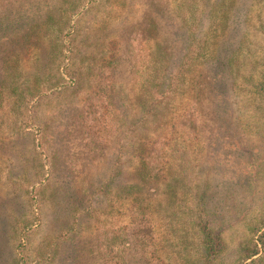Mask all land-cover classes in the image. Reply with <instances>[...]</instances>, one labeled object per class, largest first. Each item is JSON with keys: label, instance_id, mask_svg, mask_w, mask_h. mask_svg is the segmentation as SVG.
Segmentation results:
<instances>
[{"label": "rangeland", "instance_id": "obj_1", "mask_svg": "<svg viewBox=\"0 0 264 264\" xmlns=\"http://www.w3.org/2000/svg\"><path fill=\"white\" fill-rule=\"evenodd\" d=\"M15 1L12 13L0 5V48L1 56L4 55L0 58V82L7 77L34 82L37 72L40 76L48 72L57 75L58 63L54 64L50 55L53 47L40 32L47 31L50 18L61 16L64 7L78 6V1ZM173 1L171 8L164 11L153 7L151 0H127L128 11L115 23L96 14L79 23L74 69L87 73L91 82L39 108L38 122L45 127L49 145L50 178L40 200L42 210L38 217L42 221L30 228L27 243L19 250L24 264H102L98 241L118 203V194L129 197L119 189L134 178L135 159L130 147L144 139L148 128L144 123L146 111L136 98L138 87L132 81L128 60L124 62L122 57L127 52V41L139 30L144 31L153 48L160 46L161 52L172 56V70L187 51L185 22L178 16V4L189 1L196 12L201 11L203 23L197 37L202 38L223 3ZM226 18L217 59L210 65V76L217 77L216 99L226 107L220 111L213 105L219 111L212 107L205 118L207 123L189 136L179 132L177 141L170 143L167 180L155 197L160 257L158 261L145 259L132 247L127 264H241L248 249L258 241L264 220V102L260 103L250 91L246 76H258L264 62L260 32L264 25V0H237ZM23 33L43 38L26 43L20 37ZM116 60L121 62L113 77L119 136L103 149L90 151L82 140L79 106L94 85L95 66ZM7 62L13 65L9 73L4 68ZM14 67L16 75H11ZM236 69L240 79L235 77ZM6 137L2 159L9 178L0 184V264H14V229L18 226L21 232L34 218L21 190L24 179L35 182L43 169L37 162L30 135L12 131ZM119 169L123 171L121 176H117ZM115 178L123 183H113ZM172 181L180 185L174 200L168 189ZM198 199L205 203L213 230L222 234L224 248L219 255H208L201 249L203 235L193 220ZM126 223L129 229V221ZM260 255L264 259L262 246ZM259 263L264 264V260Z\"/></svg>", "mask_w": 264, "mask_h": 264}, {"label": "trees", "instance_id": "obj_2", "mask_svg": "<svg viewBox=\"0 0 264 264\" xmlns=\"http://www.w3.org/2000/svg\"><path fill=\"white\" fill-rule=\"evenodd\" d=\"M5 1L0 5L4 7V10L12 13L15 8L13 3L16 1ZM77 1L78 6L64 7L61 16L49 19L47 31L40 32L49 39L53 47L50 55L54 64L58 63L57 75L48 72L40 76L37 72L34 82L30 80L19 82L12 77L4 78L0 82V184L7 182L9 178L6 172L7 166L2 158L6 136L12 131L31 136L37 162L41 164L42 171H45L42 175L40 174L42 171H39L35 182L24 179L21 190L27 197L29 210L34 218L31 224H27L21 232L18 226L14 229L15 251H17L14 264L25 262L20 251L27 243L29 233L32 231L30 228L35 226L36 222L39 224L42 221L38 217L42 210L40 200L45 195L50 178L49 145L45 127L38 122L39 108L68 93H74L87 85V82H91V77L87 73L81 69H74L77 54L76 36L81 20L90 14H96V17L115 23L129 9L127 0ZM151 1L153 7L164 11L169 10L174 2L173 0ZM236 1L223 0L221 6L217 8L218 13H214L217 19L214 18V23L204 32L202 38L197 37L199 26L203 23L202 15L199 14L201 11L196 12V8L189 1H181L178 4V16L185 22L183 26L187 34V51L181 57L180 64L172 70L170 66L172 56L161 52L160 46L153 48L152 40H146L144 31L139 30L127 41V52L125 51L126 54L123 52L122 57L125 59L124 62L128 60L132 81L138 87L139 94L136 98L139 99L142 109L146 111L144 123L148 128L144 139L130 147V153L135 159L134 178L124 184V187L121 185L119 189L129 197L123 198L118 194V203L113 207L112 217L105 222L102 237L98 241V252L102 264H127V256L132 247L136 248L145 259L158 261L157 257H160L161 251L157 231L158 202L155 197L160 186L167 180L170 162L169 145L177 141L176 136L179 132L189 136L207 123L205 118L213 105L220 111L226 107L224 103L219 104V99H216L218 92L214 79L217 77L214 76L213 79L210 76L212 68L210 65L217 59L219 38L227 24L226 13L236 7ZM153 25H155L154 22H152ZM214 26L217 28L214 29ZM260 32L264 39V25ZM42 35L36 37L33 34L28 36L23 33L20 37L26 43H30L33 40L40 42ZM146 43H149V48ZM0 58H4V55L1 56V48ZM261 59L264 61V54ZM119 63L121 62L116 60L115 63L106 62L98 67L95 66L97 69L93 76L94 85L85 94L79 106L82 140L90 151L103 149L119 136L120 125L115 112L116 96H114L113 86V77ZM12 67L11 62L4 64L5 71L8 73ZM85 67L90 66L85 65ZM19 70L18 65V72ZM13 72L16 75L15 67L10 74L12 75ZM235 73V77L238 76L240 79L238 69ZM50 76L56 81L50 79ZM246 78L247 86L250 84V91L260 103H263L264 62L258 76L251 73ZM235 86L236 84L233 88ZM216 107L213 109L218 112ZM119 175H123L120 169L117 176ZM117 180L118 178H115L113 183H123H118ZM179 186L177 182L168 183L172 199L177 196ZM193 214V220L203 235L202 251L208 255L211 253L219 255L224 248L223 237L221 232L214 231L211 227L203 201L198 199L197 208ZM127 221H129V229ZM258 233H260L258 241L248 249L249 252L241 264H260L259 262L264 260L260 255L261 246L264 248V220Z\"/></svg>", "mask_w": 264, "mask_h": 264}]
</instances>
